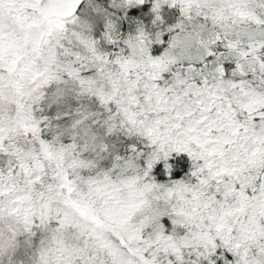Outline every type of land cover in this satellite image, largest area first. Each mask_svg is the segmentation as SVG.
<instances>
[{
	"label": "snow or ice",
	"instance_id": "snow-or-ice-1",
	"mask_svg": "<svg viewBox=\"0 0 264 264\" xmlns=\"http://www.w3.org/2000/svg\"><path fill=\"white\" fill-rule=\"evenodd\" d=\"M0 264H264V0H0Z\"/></svg>",
	"mask_w": 264,
	"mask_h": 264
}]
</instances>
